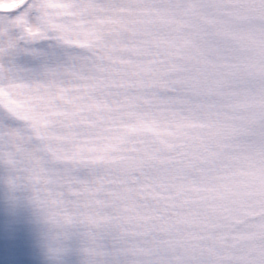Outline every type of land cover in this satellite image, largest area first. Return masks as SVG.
<instances>
[{
    "label": "snow or ice",
    "instance_id": "snow-or-ice-1",
    "mask_svg": "<svg viewBox=\"0 0 264 264\" xmlns=\"http://www.w3.org/2000/svg\"><path fill=\"white\" fill-rule=\"evenodd\" d=\"M58 6L0 0L6 183L82 264H264V0Z\"/></svg>",
    "mask_w": 264,
    "mask_h": 264
},
{
    "label": "rangeland",
    "instance_id": "rangeland-1",
    "mask_svg": "<svg viewBox=\"0 0 264 264\" xmlns=\"http://www.w3.org/2000/svg\"><path fill=\"white\" fill-rule=\"evenodd\" d=\"M29 47L44 54L54 50L50 41L35 42ZM55 51L62 58L60 50ZM16 63L24 69H35L41 63V57L22 53L16 57ZM34 99L41 102L39 98L25 97L22 101L11 102V105L16 109L31 111L25 105ZM44 115L51 116V113L45 110ZM0 126L19 128L21 122L0 111ZM38 126L46 128L47 121L41 118ZM7 176L5 166L0 165V264H82L79 234L73 232L57 245L54 230L41 220L38 211L29 201V193L13 190L6 183ZM57 247L60 251H54Z\"/></svg>",
    "mask_w": 264,
    "mask_h": 264
},
{
    "label": "clouds",
    "instance_id": "clouds-1",
    "mask_svg": "<svg viewBox=\"0 0 264 264\" xmlns=\"http://www.w3.org/2000/svg\"><path fill=\"white\" fill-rule=\"evenodd\" d=\"M42 9L41 13L45 16L46 20H51L52 23H56L59 19L58 14L61 12L59 5V0H41ZM46 27L51 28L50 25L46 24Z\"/></svg>",
    "mask_w": 264,
    "mask_h": 264
}]
</instances>
